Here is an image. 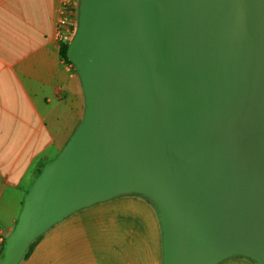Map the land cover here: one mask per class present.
<instances>
[{
    "label": "water",
    "instance_id": "95a60500",
    "mask_svg": "<svg viewBox=\"0 0 264 264\" xmlns=\"http://www.w3.org/2000/svg\"><path fill=\"white\" fill-rule=\"evenodd\" d=\"M88 25L93 122L38 184L5 264L74 203L135 181L168 202L170 264L232 243L264 255V100L226 60L264 34V0H95Z\"/></svg>",
    "mask_w": 264,
    "mask_h": 264
},
{
    "label": "crops",
    "instance_id": "0c3cea01",
    "mask_svg": "<svg viewBox=\"0 0 264 264\" xmlns=\"http://www.w3.org/2000/svg\"><path fill=\"white\" fill-rule=\"evenodd\" d=\"M94 2L75 0L74 30L60 40L62 0H0V260L10 256L38 184L93 122L94 88L78 49ZM65 42L66 61L60 56ZM150 190L73 206L44 224L31 255L23 259V250L14 264H170L169 208L167 214L151 191L161 194ZM235 254L264 264L258 249L242 245L223 249L208 264Z\"/></svg>",
    "mask_w": 264,
    "mask_h": 264
},
{
    "label": "rangeland",
    "instance_id": "374dc122",
    "mask_svg": "<svg viewBox=\"0 0 264 264\" xmlns=\"http://www.w3.org/2000/svg\"><path fill=\"white\" fill-rule=\"evenodd\" d=\"M227 56V65L229 68L233 69L234 71H238L239 74L251 82L252 86L251 90L256 93L258 97L264 100V34H247L244 35L237 40H235L227 49L226 51ZM257 79H259L257 81ZM254 87V88H253ZM143 189H151L158 192L160 195L161 193L157 188L147 182L143 181H135L131 183H127L125 185H121L118 188L112 190L111 192L101 196L100 198L105 197H118L121 195H134V194H142L140 193ZM150 190V191H151ZM151 193L163 204V206L167 209L168 214V202L161 194L158 196L155 192L151 191ZM165 200V201H164ZM89 202H77L74 203L70 208L73 206L87 204ZM75 208V207H73ZM80 209L85 207H79ZM73 210V209H72ZM51 221V220H49ZM38 233H36L29 241L27 246L24 249V253H22V257L25 255L27 251V247L29 244L33 243L38 238ZM232 245H242V246H250L247 243H232L227 244L225 246H232ZM23 252V251H22ZM9 256L3 260H0V264H5ZM230 261H234L233 263L239 264H258L255 257L252 255H243V254H235L226 258H223L222 261H219L220 264H229ZM264 263V262H263Z\"/></svg>",
    "mask_w": 264,
    "mask_h": 264
},
{
    "label": "built area",
    "instance_id": "2783aa9c",
    "mask_svg": "<svg viewBox=\"0 0 264 264\" xmlns=\"http://www.w3.org/2000/svg\"><path fill=\"white\" fill-rule=\"evenodd\" d=\"M74 3L75 0H62L58 8L57 33L60 40H65L72 35Z\"/></svg>",
    "mask_w": 264,
    "mask_h": 264
},
{
    "label": "trees",
    "instance_id": "16d2710c",
    "mask_svg": "<svg viewBox=\"0 0 264 264\" xmlns=\"http://www.w3.org/2000/svg\"><path fill=\"white\" fill-rule=\"evenodd\" d=\"M72 32H73V28L71 29ZM67 51H68V45H67V42L65 43H61L60 44V56L61 58L66 61L67 60ZM39 242V237L31 244H29V246L27 247V251L25 253V255L23 256V259H27L31 253L33 252L35 246L38 244Z\"/></svg>",
    "mask_w": 264,
    "mask_h": 264
}]
</instances>
